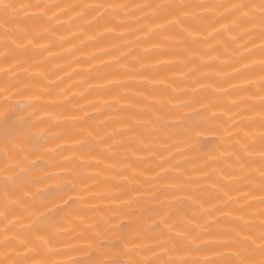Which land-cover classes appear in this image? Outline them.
I'll list each match as a JSON object with an SVG mask.
<instances>
[{"label":"bare ground","instance_id":"1","mask_svg":"<svg viewBox=\"0 0 264 264\" xmlns=\"http://www.w3.org/2000/svg\"><path fill=\"white\" fill-rule=\"evenodd\" d=\"M0 264H264V0H0Z\"/></svg>","mask_w":264,"mask_h":264}]
</instances>
